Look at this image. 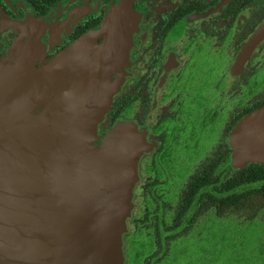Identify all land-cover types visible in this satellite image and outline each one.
<instances>
[{
	"label": "flooded vegetation",
	"instance_id": "obj_1",
	"mask_svg": "<svg viewBox=\"0 0 264 264\" xmlns=\"http://www.w3.org/2000/svg\"><path fill=\"white\" fill-rule=\"evenodd\" d=\"M117 1L0 0V62L26 59L38 68L71 47L80 72L89 59H101V25ZM121 16L132 23L109 78L126 83L111 98L96 139L118 124L144 137L150 158L138 170L140 192L123 234L148 236L154 247L141 264H157L170 241L201 234L199 224L211 217L218 221L220 172L262 163L233 167L229 135L264 105V0H131ZM113 49L105 50L108 57ZM188 150L201 155L189 173L187 159L178 158ZM175 172L187 174L167 190ZM198 178L200 186L193 183ZM169 190L174 200L163 199ZM193 192L194 206L185 209ZM233 212L223 206L221 216Z\"/></svg>",
	"mask_w": 264,
	"mask_h": 264
},
{
	"label": "water",
	"instance_id": "obj_2",
	"mask_svg": "<svg viewBox=\"0 0 264 264\" xmlns=\"http://www.w3.org/2000/svg\"><path fill=\"white\" fill-rule=\"evenodd\" d=\"M130 2L111 7L101 59L80 72L71 47L38 68L0 62V264H123L125 219L150 153L131 127L118 124L100 141L96 131L126 83L110 82L109 65L128 41L132 20L121 15ZM229 141L233 167L264 163V105Z\"/></svg>",
	"mask_w": 264,
	"mask_h": 264
},
{
	"label": "rangeland",
	"instance_id": "obj_3",
	"mask_svg": "<svg viewBox=\"0 0 264 264\" xmlns=\"http://www.w3.org/2000/svg\"><path fill=\"white\" fill-rule=\"evenodd\" d=\"M186 154V157L183 155ZM200 154L181 152L179 159H187V173L193 159ZM187 173H171L172 179L167 187L179 183ZM179 186V185H178ZM177 187V186H176ZM174 187V188H176ZM166 190V189H165ZM175 195L171 190L164 192L163 199L174 200ZM234 218L228 215L226 219H211L200 223L202 232L180 236L169 242L167 252L159 258L157 264H264V219L237 220L240 217H248L247 210L235 211ZM228 213L226 212V215ZM207 231V232H206ZM122 234L123 243L127 246L128 259L123 264H141L147 252H151L154 244L146 235L139 233Z\"/></svg>",
	"mask_w": 264,
	"mask_h": 264
},
{
	"label": "trees",
	"instance_id": "obj_4",
	"mask_svg": "<svg viewBox=\"0 0 264 264\" xmlns=\"http://www.w3.org/2000/svg\"><path fill=\"white\" fill-rule=\"evenodd\" d=\"M202 181L204 179H193V183H197L199 186ZM219 192V204L221 206L219 219L227 218L221 216L223 206H230L232 211L236 213L240 210L249 212L248 217H240L237 220L264 219V163H248L230 173L220 172ZM193 196L194 192L189 194L188 201H185L182 207L191 209L195 203L191 201ZM190 219L192 217L188 220Z\"/></svg>",
	"mask_w": 264,
	"mask_h": 264
}]
</instances>
